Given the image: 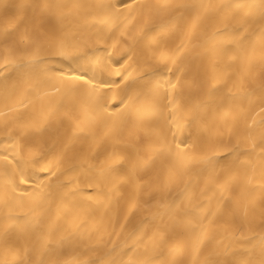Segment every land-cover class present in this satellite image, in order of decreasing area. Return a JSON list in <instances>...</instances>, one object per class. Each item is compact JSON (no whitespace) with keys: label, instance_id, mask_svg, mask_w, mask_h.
Wrapping results in <instances>:
<instances>
[{"label":"bare ground","instance_id":"obj_1","mask_svg":"<svg viewBox=\"0 0 264 264\" xmlns=\"http://www.w3.org/2000/svg\"><path fill=\"white\" fill-rule=\"evenodd\" d=\"M0 264H264V0H0Z\"/></svg>","mask_w":264,"mask_h":264}]
</instances>
